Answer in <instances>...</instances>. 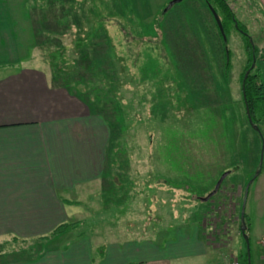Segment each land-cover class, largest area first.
Segmentation results:
<instances>
[{
  "label": "rangeland",
  "instance_id": "374dc122",
  "mask_svg": "<svg viewBox=\"0 0 264 264\" xmlns=\"http://www.w3.org/2000/svg\"><path fill=\"white\" fill-rule=\"evenodd\" d=\"M173 1L29 0L38 34L29 65L63 72L60 79L72 82L110 131L113 182L104 181L83 218L70 221L74 233L62 242L118 226L197 229L214 244L231 242L263 149L246 204L250 250L259 245L264 147L241 100L246 39L262 61L252 75L264 80V0H225L247 34L230 30L225 48L205 0H182L164 15ZM258 127L264 142V121ZM225 173L218 194L204 201Z\"/></svg>",
  "mask_w": 264,
  "mask_h": 264
},
{
  "label": "crops",
  "instance_id": "0c3cea01",
  "mask_svg": "<svg viewBox=\"0 0 264 264\" xmlns=\"http://www.w3.org/2000/svg\"><path fill=\"white\" fill-rule=\"evenodd\" d=\"M29 7V0H0V247H6L0 249V264L239 260L246 245L241 224L231 242L216 244L197 229L173 227L171 233L123 226L62 242L65 232L74 233L70 221L84 216L104 181L113 182L110 131L84 98L54 81L52 69L29 65L37 44ZM248 222L246 214L251 237ZM261 237L259 245H251L252 264H264V227Z\"/></svg>",
  "mask_w": 264,
  "mask_h": 264
},
{
  "label": "trees",
  "instance_id": "16d2710c",
  "mask_svg": "<svg viewBox=\"0 0 264 264\" xmlns=\"http://www.w3.org/2000/svg\"><path fill=\"white\" fill-rule=\"evenodd\" d=\"M183 1H185V0H183ZM35 2H36V0H35ZM35 4L36 5H34V6L37 7L38 6V1ZM204 4L206 6L207 11H209L208 13L212 17L213 22L216 25V28H217V31H218V36H219L220 42L222 44V47L225 48L227 46V42L228 41L227 42H224L223 41V38H222L221 33L219 31L218 25H217L216 21H214L215 19L213 17V14L211 13V11L209 9V6L210 5L215 10V12L218 14V16H219V18L221 20V23L223 25V28H224L225 33H226V36H227V40L229 38V31L232 30V29H234V30L236 29L239 33H241L246 38V35L243 33L245 31H243L242 27L239 24H238V27H236V21H235L234 14L229 9V6L227 5V3H226L225 0H205L204 1ZM164 15H166V13ZM45 23H46V20L43 21V22L40 21V23H37V25L39 24L42 27V26H44ZM241 31H243V32H241ZM35 34L38 37L37 32H35ZM246 40H245V42H246L245 47H247L246 50H247V55L249 57V66L247 67V69L243 73L242 80H243L244 75L246 74V72L249 71V69L252 66V63H253V55H255V57L257 58V60L259 58V60H258V62L256 64V67H257L256 69L259 70V72H260V65H258V63H261L262 64L261 57L259 55L260 50L257 47L253 49L252 46L250 45V42L248 41L249 39L247 41ZM227 52L228 51H224V53H226L225 54V69H226V71H230V69H231V58L232 57H231L230 53H228L230 55V61H228V59H226L227 58ZM56 73L57 74L59 73V75H58L59 77L57 76ZM252 73L253 72H251L249 78L247 79L246 85H245L246 96H247V100H248V103H249L250 113H251L253 122H254L255 125L260 126L261 123L264 121V80L260 77L261 76L260 74L256 73L255 75H252ZM55 74H54V79H55V82L56 83L57 82H61L62 84L67 85L72 91H74V88H72V82L71 81L68 82L69 79H65L64 81H62V79H60V76H62L63 72L56 71ZM74 92L79 97H82L83 98V94L81 92H79L78 90H76ZM108 99L111 100L112 98L109 97ZM241 102H242V105L245 108L244 99H242ZM246 117H247V115H246ZM247 121H248V118H247ZM116 125L117 124H114L113 125V123H111L110 124V128H112V129L115 130V128L117 127ZM257 134H258L259 138H261V143H262V146L264 147L263 136L260 133H257ZM253 177L251 179H253ZM64 228H65V226L62 227L60 230H62ZM244 246H245V251L239 257L240 264H248L246 245H244Z\"/></svg>",
  "mask_w": 264,
  "mask_h": 264
},
{
  "label": "water",
  "instance_id": "95a60500",
  "mask_svg": "<svg viewBox=\"0 0 264 264\" xmlns=\"http://www.w3.org/2000/svg\"><path fill=\"white\" fill-rule=\"evenodd\" d=\"M182 0H174L169 6L168 8L164 11L165 13L171 9V7H173L175 4L177 3H180ZM209 9L211 11V13L213 14V17L218 25V28H219V31L221 33V36L223 38V41L224 42H227V36H226V33H225V30L223 28V25L221 23V20L218 16V14L215 12V10L209 6ZM236 27H238V25L236 24ZM242 32V31H241ZM247 35V34H246ZM250 41V44L252 45L253 49L255 48L254 45H253V42L251 39H249ZM227 59H229V54L227 52ZM256 67V57L255 55H253V63H252V66L251 68L249 69V71L246 72V74L244 75V79H243V83H242V92H243V99H244V103H245V109H246V113H247V117H248V121H249V124L251 125V127L257 132V133H260L261 134V131H260V128L258 126H256L253 122V119H252V116H251V113H250V108H249V103H248V100H247V96H246V89H245V85H246V81L247 79L249 78L251 72L255 69ZM262 155H263V150H262ZM262 155H261V160H260V163H259V167H258V170L256 171L253 179L250 181V183L247 185L246 189H245V194H244V199H243V204H242V211H241V225H240V228H241V232H242V235H243V238H244V241L246 243V246H247V258H248V264H252V261H251V250H250V241H249V237L247 235V230H248V226H247V223H246V204H247V199H248V194H249V189H250V186L251 184L253 183V181L259 177L260 173H261V169H262V164H263V159H262ZM228 176V173H225L222 175V177L220 178V180L218 181L214 191L208 195L204 201H208L210 198H212L213 196H215V194L219 191L221 185L223 184L224 180L227 178Z\"/></svg>",
  "mask_w": 264,
  "mask_h": 264
},
{
  "label": "built area",
  "instance_id": "2783aa9c",
  "mask_svg": "<svg viewBox=\"0 0 264 264\" xmlns=\"http://www.w3.org/2000/svg\"><path fill=\"white\" fill-rule=\"evenodd\" d=\"M262 247L264 248V239L262 240V243H261ZM226 264H240L239 260L238 259H233L232 261L226 263Z\"/></svg>",
  "mask_w": 264,
  "mask_h": 264
},
{
  "label": "flooded vegetation",
  "instance_id": "af4514ba",
  "mask_svg": "<svg viewBox=\"0 0 264 264\" xmlns=\"http://www.w3.org/2000/svg\"><path fill=\"white\" fill-rule=\"evenodd\" d=\"M219 190H220V189H219ZM213 191H214V190H213ZM218 192H219V191H218ZM218 192L215 194V196L218 194ZM211 193H212V192H211ZM211 193H210V194H211ZM210 194H209V195H210ZM215 196H213L212 198H210L208 201L210 202V200L213 199Z\"/></svg>",
  "mask_w": 264,
  "mask_h": 264
}]
</instances>
